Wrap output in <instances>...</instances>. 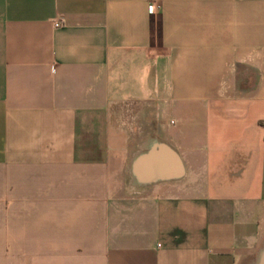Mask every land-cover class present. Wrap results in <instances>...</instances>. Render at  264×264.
<instances>
[{
	"label": "crops",
	"instance_id": "crops-1",
	"mask_svg": "<svg viewBox=\"0 0 264 264\" xmlns=\"http://www.w3.org/2000/svg\"><path fill=\"white\" fill-rule=\"evenodd\" d=\"M0 264H264V0H0Z\"/></svg>",
	"mask_w": 264,
	"mask_h": 264
},
{
	"label": "water",
	"instance_id": "water-1",
	"mask_svg": "<svg viewBox=\"0 0 264 264\" xmlns=\"http://www.w3.org/2000/svg\"><path fill=\"white\" fill-rule=\"evenodd\" d=\"M262 254V253H261ZM261 254H260V256H259V263H260V261H261Z\"/></svg>",
	"mask_w": 264,
	"mask_h": 264
},
{
	"label": "built area",
	"instance_id": "built-area-1",
	"mask_svg": "<svg viewBox=\"0 0 264 264\" xmlns=\"http://www.w3.org/2000/svg\"><path fill=\"white\" fill-rule=\"evenodd\" d=\"M57 25V24H56Z\"/></svg>",
	"mask_w": 264,
	"mask_h": 264
}]
</instances>
